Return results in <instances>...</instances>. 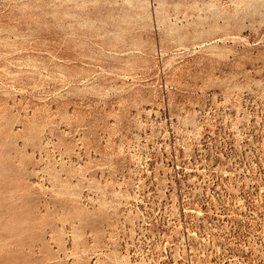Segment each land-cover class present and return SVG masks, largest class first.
<instances>
[{"label": "rangeland", "instance_id": "obj_1", "mask_svg": "<svg viewBox=\"0 0 264 264\" xmlns=\"http://www.w3.org/2000/svg\"><path fill=\"white\" fill-rule=\"evenodd\" d=\"M72 1L0 0V264H264V0Z\"/></svg>", "mask_w": 264, "mask_h": 264}, {"label": "bare ground", "instance_id": "obj_2", "mask_svg": "<svg viewBox=\"0 0 264 264\" xmlns=\"http://www.w3.org/2000/svg\"><path fill=\"white\" fill-rule=\"evenodd\" d=\"M73 1H74V0H73ZM73 1H72V2H73ZM75 1H76V0H75ZM83 1H85V0H83ZM92 1H93V0H92ZM96 1H97V0H96ZM103 1H104V0H103ZM107 1H108V0H107ZM62 2H64V1H62ZM78 2H79V1H78ZM86 2H87V1H86ZM86 2H83V3L86 4ZM88 2H89V0H88ZM88 2H87V3H88ZM97 2H99V1H97ZM109 2H110V1H109ZM70 3H71V2H70ZM102 3H104V2H102ZM102 3H101V4H102ZM112 3H113V2H112ZM59 4H60V3H59ZM62 4H63V3H62ZM64 4H66V3H64ZM73 4H74V3H73ZM78 4H79V3H78ZM91 4H92V3H91ZM94 4H95V3H94ZM94 4H93V5H94ZM99 4H100V2H99ZM45 5H46V4H45ZM75 5H76V4H75ZM80 5H81V4H80ZM96 5H97V4H96ZM102 5H103V4H102ZM104 5H105V4H104ZM56 6H58V5H56ZM63 6H64V5H63ZM66 6H67V5H66ZM81 6H82V5H81ZM89 6H90V5H89ZM89 6H88V7H89ZM98 6H99V5H98ZM98 6H97V7H98ZM115 6H116V5H115ZM60 7H62V5H61ZM72 7H73V6H72ZM72 7H71V8H72ZM74 7H75V6H74ZM77 7L79 8V6H77ZM77 7H75V8H77ZM102 7H104V6H102ZM62 8H64V7H62ZM94 8H95V7H94ZM55 9H56V8H55ZM57 9H58V7H57ZM82 9H83V7H82ZM84 9H85V8H84ZM98 9H99V8H98ZM103 9H104V8H103ZM106 9H107V8H106ZM59 10H61V9H59ZM70 10H71V9H70ZM85 10H86V9H85ZM96 10H97V9H96ZM100 10H101V9H100ZM65 11H66V9H65ZM83 11H84V10H83ZM83 11H82V12H83ZM90 11H91V10H90ZM92 11H93V10H92ZM94 11H95V10H94ZM43 12H44V11H43ZM55 12H56V10H55ZM66 12H68V11H66ZM76 12H77V10H76ZM76 12H75V15H74V13L72 12V13H73L72 16L74 15V17H76ZM80 12H81V10H80ZM84 12H85V11H84ZM98 12H99V11H98ZM101 12H102V11H101ZM40 13H41V12H40ZM40 13L38 12V14H40ZM59 13H60V12H59ZM78 13H79V11H78ZM89 13H90V12H89ZM102 13H104V12H102ZM106 13H108V11H107ZM111 13H113V12H111ZM111 13H108V15L111 14ZM54 14H56V13H54ZM60 14H61V13H60ZM65 14H67V13H65ZM79 14H80V13H79ZM82 14H83V13H82ZM85 14H86V13H85ZM95 14L97 15V13H95ZM100 15H103V14H100ZM104 15H107V14L104 13ZM113 15H114V14H113ZM113 15H112V18H114ZM58 16H59V15H58ZM62 16H63V15H62ZM70 16H71V15H70ZM90 16H92V14H91ZM90 16H89V17H90ZM66 17H67V16H66ZM89 17H88V19H89ZM96 17H97V16H96ZM96 17H94L95 20H96ZM99 17H101V16H99ZM115 17H116V16H115ZM118 17H119V16H118ZM118 17H117V18H118ZM44 18H45V17H44ZM57 18H58V17H57ZM60 18H63V17H60ZM67 18H68V17H67ZM83 18H84V17H83ZM112 18H111V19H112ZM117 18H116V19H117ZM122 18H123V17H121V19H122ZM64 19H65V17H64ZM69 19H70V18H69ZM79 19H80V18H79ZM79 19H78V21H79ZM90 19H91V18H90ZM109 19H110V18H109ZM118 19H119V18H118ZM59 20H61V19H59ZM66 20H67V19H66ZM73 20H74V19H73ZM95 20H94V21H95ZM43 21H44V19H43ZM46 21H47V19H46ZM56 21H58V20L56 19ZM62 21H63V20H62ZM74 21H75V20H74ZM78 21H77V22H78ZM81 21H82V20L80 19V22H81ZM83 21H84V19H83ZM89 21H90V20H88V22H89ZM92 21H93V20L91 19V22H92ZM97 21H98V20H97ZM107 21H109V20H107ZM121 21H122V20H121ZM124 21H126V20H124ZM44 22H45V21H44ZM53 22H54V21H53ZM59 22H60V21H59ZM66 22H68V21H66ZM77 22H75V24H76ZM80 22H78V23H80ZM88 22H87V20H86V23H88ZM95 22H96V21H95ZM110 22H111V21H110ZM112 22L114 23V22H116V20L114 21V19H113ZM118 22H120V21H118ZM126 22H127V21H126ZM46 23H48V21H47ZM46 23H44V24H46ZM49 23H50V21H49ZM54 23H55V22H54ZM57 23H58V22H57ZM57 23H56V24H57ZM60 23H62V22H60ZM60 23H59V24H60ZM69 23H72V21H71V22L69 21L68 24H69ZM81 23H82V22H81ZM93 23H94V22H93ZM93 23H92V24H93ZM100 23H102V22H100ZM100 23H99V24H100ZM127 23H128V22H127ZM127 23H126V24H127ZM56 24H55V25H56ZM65 24H66V23H65ZM73 24H74V23H73ZM73 24H72V26H73ZM84 24H85V22H84ZM90 24H91V23H90ZM94 24H95V23H94ZM105 24H106V23H105ZM107 24H108V23H107ZM114 24H115V23H114ZM118 24H119V23H118ZM52 25H53V24H52ZM86 25H87V24H85V26H86ZM88 25H89V24H88ZM121 25H122V24H121ZM58 26H59V25H58ZM65 26H66V25H65ZM72 26H71V28H73ZM80 26H81V25H80ZM89 26H91V25H89ZM94 26H95V25H94ZM98 26H99V25H98ZM98 26L96 25V27H98ZM109 26H110V25H109ZM117 26H118V28L121 27V26H119V25H117ZM117 26H116V27H117ZM123 26H124V25H123ZM127 26H128V25H127ZM46 27H47V26H46ZM48 27H49V26H48ZM61 27H62V26H61ZM66 27H68V26H66ZM66 27H65V28H66ZM75 27H77V26H75ZM78 27H79V26H78ZM82 27H84V26H82ZM99 27H100V26H99ZM99 27H98V28H99ZM114 27H115V25H114ZM32 28H33V25H32ZM56 28H57V27H56ZM63 28H64V27H63ZM87 28H89V27L87 26ZM87 28H86V30L84 29L86 32H88ZM106 28H107V27H106ZM110 28H112V26H111ZM73 29H74V28H73ZM75 29H76V28H75ZM80 29H81V27H80ZM95 29H96V28H95ZM99 29H101V28H99ZM119 29H120V28H119ZM126 29H128V28H126ZM78 30H79V29H78ZM81 30H82V29H81ZM81 30H80V31H81ZM121 30H122V27H121ZM121 30H119V31H121ZM94 31H95V30H94ZM96 31H97V30H96ZM119 31H118V32H119ZM126 31H128V30H126ZM66 32H67V31H66ZM75 32H76V30H75ZM75 32H74V33H75ZM82 32H84V31H82ZM86 32H85V33H86ZM89 32H90V30H89ZM111 32H112V29H111ZM77 33H78V32H77ZM91 33H92V32H91ZM115 33H116V32H115ZM115 33H114V34H115ZM122 33H123V32H122ZM125 33H126V32H125ZM80 34H81V32H80ZM86 34H87V33H86ZM88 34H89V33H88ZM92 34H93V33H92ZM123 34H124V33H123ZM63 35H65V34L63 33ZM66 35H68V34H66ZM71 35H74V34L71 33ZM82 35H84V34H82ZM96 35H98V33H97ZM84 36H85V35H84ZM88 36H89V35H88ZM68 37H70V36H68ZM85 37H87V36H85ZM85 37H83V38H85ZM70 38H71V37H70ZM74 38H75V37H74ZM77 40H79V39H77ZM82 41H83V40H82ZM84 41H85V40H84ZM75 42H76V41H75ZM0 154H1V153H0ZM0 156H1V155H0ZM0 158H2V157H0ZM1 160H2V159H1ZM1 165H2V164H1ZM1 165H0V166H1ZM3 167H4V166H3ZM0 168H2V166H1ZM0 170H1V169H0ZM2 170H3V169H2ZM4 170H5V169H4ZM4 170H3V171H4ZM1 172H2V171H1ZM0 176H1V175H0ZM0 178H1V177H0ZM2 225H3V224H2ZM4 225H5V223H4ZM1 239H2V237H1ZM5 259H6V258H5ZM8 259H9V258H8ZM4 263H5V262H4Z\"/></svg>", "mask_w": 264, "mask_h": 264}]
</instances>
